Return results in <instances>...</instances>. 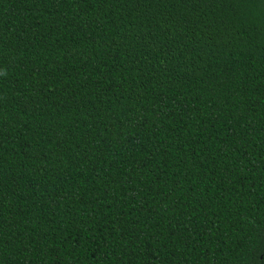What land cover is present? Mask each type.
<instances>
[{
    "label": "trees",
    "instance_id": "1",
    "mask_svg": "<svg viewBox=\"0 0 264 264\" xmlns=\"http://www.w3.org/2000/svg\"><path fill=\"white\" fill-rule=\"evenodd\" d=\"M0 264H264V0H0Z\"/></svg>",
    "mask_w": 264,
    "mask_h": 264
}]
</instances>
